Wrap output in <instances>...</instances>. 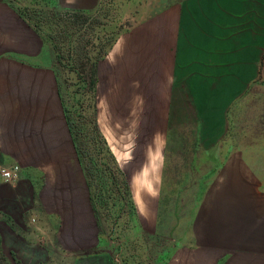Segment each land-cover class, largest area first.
I'll use <instances>...</instances> for the list:
<instances>
[{"label":"rangeland","instance_id":"374dc122","mask_svg":"<svg viewBox=\"0 0 264 264\" xmlns=\"http://www.w3.org/2000/svg\"><path fill=\"white\" fill-rule=\"evenodd\" d=\"M8 1L52 52L97 242L21 241L0 207V264H179L232 195H264V0ZM166 29L176 73L150 93Z\"/></svg>","mask_w":264,"mask_h":264},{"label":"crops","instance_id":"0c3cea01","mask_svg":"<svg viewBox=\"0 0 264 264\" xmlns=\"http://www.w3.org/2000/svg\"><path fill=\"white\" fill-rule=\"evenodd\" d=\"M158 35L148 63L155 76L148 80L162 84L150 87V93L166 91L176 73V30ZM46 47L16 8L0 0V167H22L17 184L0 177V207L22 228L16 234L21 241L49 240L58 230L72 254L87 243L95 245L96 220L51 50L43 58ZM159 107L168 113L165 103ZM229 199L221 239L198 236L204 247L189 250L179 264H264V195Z\"/></svg>","mask_w":264,"mask_h":264},{"label":"built area","instance_id":"2783aa9c","mask_svg":"<svg viewBox=\"0 0 264 264\" xmlns=\"http://www.w3.org/2000/svg\"><path fill=\"white\" fill-rule=\"evenodd\" d=\"M0 177L6 183L17 184L22 178V167L19 164L3 165L0 167Z\"/></svg>","mask_w":264,"mask_h":264},{"label":"trees","instance_id":"16d2710c","mask_svg":"<svg viewBox=\"0 0 264 264\" xmlns=\"http://www.w3.org/2000/svg\"><path fill=\"white\" fill-rule=\"evenodd\" d=\"M77 63H79L78 61H77ZM82 66V65H81ZM94 68V67H93ZM95 70H93V72H94ZM68 121H69V125H70V129H71V132L74 134L75 132V130L73 129L74 127H75V125L71 122V120H70V117H68ZM75 143H76V141H75ZM77 146V145H76ZM78 153H79V149H78Z\"/></svg>","mask_w":264,"mask_h":264}]
</instances>
